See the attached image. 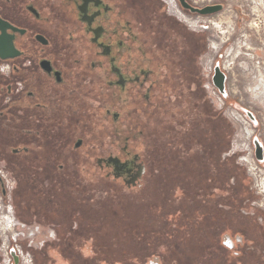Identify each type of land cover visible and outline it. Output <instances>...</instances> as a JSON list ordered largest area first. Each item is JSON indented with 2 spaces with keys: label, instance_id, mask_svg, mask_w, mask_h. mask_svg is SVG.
I'll use <instances>...</instances> for the list:
<instances>
[{
  "label": "flooded vegetation",
  "instance_id": "flooded-vegetation-1",
  "mask_svg": "<svg viewBox=\"0 0 264 264\" xmlns=\"http://www.w3.org/2000/svg\"><path fill=\"white\" fill-rule=\"evenodd\" d=\"M183 14L191 27L213 15L180 0H0V179L14 195L27 178L26 193L73 226L78 210L146 204L163 160L223 182L226 146L211 150L202 90L211 98L213 82L197 71L206 48L177 35ZM184 131L188 149L176 145Z\"/></svg>",
  "mask_w": 264,
  "mask_h": 264
},
{
  "label": "rangeland",
  "instance_id": "rangeland-1",
  "mask_svg": "<svg viewBox=\"0 0 264 264\" xmlns=\"http://www.w3.org/2000/svg\"><path fill=\"white\" fill-rule=\"evenodd\" d=\"M192 1L205 5L214 0ZM223 1L224 9L206 19L190 17L196 26L182 18L185 24L174 25L191 41L204 43L197 66L202 83L212 80L217 62L227 74L228 96L217 89L223 102L202 90L213 115L209 129L225 142L233 163L227 179L236 180V189L230 200L202 203L193 191L175 204L181 186L207 187L218 176L213 182L210 170L207 178L200 177L197 162L185 169V163L163 160L156 165L146 204L130 201L98 213L78 210L72 226L63 208L54 210L36 188L26 193L31 184L20 179L19 191L12 194L16 216L42 224L47 233L55 231L43 248H32L36 264H264V160L256 159L253 142L257 137L264 146V0Z\"/></svg>",
  "mask_w": 264,
  "mask_h": 264
},
{
  "label": "built area",
  "instance_id": "built-area-1",
  "mask_svg": "<svg viewBox=\"0 0 264 264\" xmlns=\"http://www.w3.org/2000/svg\"><path fill=\"white\" fill-rule=\"evenodd\" d=\"M210 85L223 102L221 93H218L213 83ZM212 90L210 89V93ZM1 174L3 178L0 179V264H13L12 249L19 257L18 264H36L32 248H43L49 239L55 238V231L47 233L42 225L23 221L16 216L12 202L15 182L7 177L6 173L1 171Z\"/></svg>",
  "mask_w": 264,
  "mask_h": 264
},
{
  "label": "trees",
  "instance_id": "trees-1",
  "mask_svg": "<svg viewBox=\"0 0 264 264\" xmlns=\"http://www.w3.org/2000/svg\"><path fill=\"white\" fill-rule=\"evenodd\" d=\"M178 32L179 33L177 35H179V36L185 35V33H183L184 31H182L181 29H178ZM193 76H194L195 85H196L197 84V76H195V74ZM207 110L209 111L208 115H209V118H210V114H211L210 113V108L208 109V107H207ZM212 116L213 115L211 114V117ZM187 125H188V123H184V124H181L180 127H184L185 128V127H187ZM208 133H209V138H210L211 150H214V148H215V146H217L219 140L215 137V135L213 133H211L210 129L208 130L207 135H208ZM189 137L191 138V136H188L187 131L181 132L180 134H178V138H177V141H176L177 144L176 145L180 148L181 144L184 143V144H187V146H185V149H188L189 144H190L189 143V141H190ZM192 148H193V146H192ZM229 163L231 164V167H230ZM232 167H233V163H231V160L228 159L227 162H226V172H225V175H224L225 177L222 179L223 182L225 183L224 184L222 182L224 187L221 186L222 183H220L221 180H219V179H218V182H216V183H213V184H211V183L209 184L208 183L207 187H205V186H201V187L192 186V188H191V187H185V186L182 187L181 186L180 190L182 192H180L178 195H176L174 193V198L176 200H179V201L177 203L176 202H174V203H176L178 205L180 203L181 197L184 196L185 193L188 194V195H191L193 193V191H194V195L196 197H198V200H201L202 203H208V202L216 203V201L218 199H221V198H223L224 200L227 199L229 201L230 199H228V198H229V196H231V192L234 191V189H236V186H235L236 180H235V182H231L230 183L229 182L230 180L227 179L229 170L233 169ZM204 178H206V177H204ZM190 180L194 181V178L192 177ZM178 189L179 188H176V190H178Z\"/></svg>",
  "mask_w": 264,
  "mask_h": 264
},
{
  "label": "water",
  "instance_id": "water-1",
  "mask_svg": "<svg viewBox=\"0 0 264 264\" xmlns=\"http://www.w3.org/2000/svg\"><path fill=\"white\" fill-rule=\"evenodd\" d=\"M180 2L185 9H189L192 12H197V13L202 14V15L214 14V13H217L223 9L222 4L209 5V6H205L204 8H196V7L188 4L185 0H180ZM212 82H213L214 86L216 88H218V90L220 91V93L224 97L228 96V92H227V88H226L227 74H226V72H224V70L222 69V66L220 65L219 62H217L216 66H215L214 74L212 76ZM246 113L254 122H256V118L251 111L246 110ZM253 142H254V147H255L256 159L259 162H263V160H264V146H263L262 142L259 140V138H257V137L254 138ZM11 255L13 257V264H18L19 263V257L16 254V251L14 249L11 250Z\"/></svg>",
  "mask_w": 264,
  "mask_h": 264
},
{
  "label": "bare ground",
  "instance_id": "bare-ground-1",
  "mask_svg": "<svg viewBox=\"0 0 264 264\" xmlns=\"http://www.w3.org/2000/svg\"><path fill=\"white\" fill-rule=\"evenodd\" d=\"M176 8H177V6H176ZM178 13L181 14V11H178ZM183 17H184V19L187 20V21L190 20V19L188 18V16H185L184 14H183ZM190 22H191V21H190ZM194 24H195V23H194ZM210 86H211V85H209V88H210ZM211 94L213 95V98H214V99H216V98L219 97V96H218L215 92H213V91L211 92Z\"/></svg>",
  "mask_w": 264,
  "mask_h": 264
},
{
  "label": "crops",
  "instance_id": "crops-1",
  "mask_svg": "<svg viewBox=\"0 0 264 264\" xmlns=\"http://www.w3.org/2000/svg\"><path fill=\"white\" fill-rule=\"evenodd\" d=\"M202 178H204V177H202Z\"/></svg>",
  "mask_w": 264,
  "mask_h": 264
}]
</instances>
